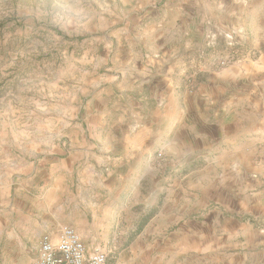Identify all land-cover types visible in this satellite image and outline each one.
Masks as SVG:
<instances>
[{
	"label": "rangeland",
	"instance_id": "rangeland-1",
	"mask_svg": "<svg viewBox=\"0 0 264 264\" xmlns=\"http://www.w3.org/2000/svg\"><path fill=\"white\" fill-rule=\"evenodd\" d=\"M263 11L264 0H0V210L24 194L66 200L65 191L53 193L62 183V161L85 145L98 150L99 112L112 109L114 95L128 88L138 56L188 57L195 67L185 73L183 89L195 95L213 74L244 63L249 53L257 57ZM258 146L239 175L231 173L230 158H217V172L200 178L201 204L194 206L190 195L178 206L157 197L149 214L175 209L179 218L159 219L169 231L139 236L148 221L145 206L134 202L145 197L132 198L127 225L138 231L122 241L134 250H114L120 238L111 236L104 248L111 259L264 264V142ZM167 164L178 163L171 157ZM35 169L38 184L28 180ZM64 209L56 203L41 219L64 224Z\"/></svg>",
	"mask_w": 264,
	"mask_h": 264
},
{
	"label": "crops",
	"instance_id": "crops-1",
	"mask_svg": "<svg viewBox=\"0 0 264 264\" xmlns=\"http://www.w3.org/2000/svg\"><path fill=\"white\" fill-rule=\"evenodd\" d=\"M260 25L257 57L249 53L244 63L213 74L195 95L183 89L185 73L195 67L188 57L173 52L138 56L128 88L114 95L112 109L99 112L98 150L85 145L63 159L59 181L71 185L65 190L61 183L53 193L65 191L66 200L41 202L24 194L0 210V264H30L38 257L41 238L57 237L64 226L73 228L91 252L106 248L111 236L120 238L114 250L132 252L134 245L122 241L138 231L127 225L132 198L145 197L134 202L145 206L148 221L139 236L159 235L170 228L158 226L159 219L179 220L175 209L149 214L161 194L169 205L178 206L189 195L194 206L201 204L200 178L212 168L217 172L218 157L230 158L231 173L247 171L251 153L264 142V99H259L264 94V16ZM85 140L91 141L89 135ZM170 156L178 164H167ZM28 180L39 183L36 169ZM56 203H65L64 224L41 219Z\"/></svg>",
	"mask_w": 264,
	"mask_h": 264
},
{
	"label": "built area",
	"instance_id": "built-area-1",
	"mask_svg": "<svg viewBox=\"0 0 264 264\" xmlns=\"http://www.w3.org/2000/svg\"><path fill=\"white\" fill-rule=\"evenodd\" d=\"M190 85V92L195 90ZM30 264H119L108 249L89 251L79 234L71 227L60 229L58 236L45 235L39 243L38 257Z\"/></svg>",
	"mask_w": 264,
	"mask_h": 264
}]
</instances>
